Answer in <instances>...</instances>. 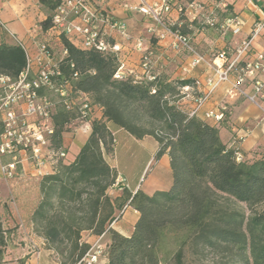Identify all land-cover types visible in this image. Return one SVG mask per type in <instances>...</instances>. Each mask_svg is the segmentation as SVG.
Masks as SVG:
<instances>
[{
	"label": "trees",
	"instance_id": "obj_1",
	"mask_svg": "<svg viewBox=\"0 0 264 264\" xmlns=\"http://www.w3.org/2000/svg\"><path fill=\"white\" fill-rule=\"evenodd\" d=\"M60 2L39 0L46 11L39 22L43 29L50 27ZM62 42L64 74L77 72L74 88L85 92L102 115L90 119L89 135L73 159L55 158L53 171L39 180L30 220L59 264H77L85 254L90 244L82 241L83 231L98 236L105 230L110 234L107 264H264V154L247 159L221 140L220 126L200 114L188 115L178 104L179 88L193 80L157 74L118 79L114 53L81 49L64 36ZM25 62L19 45L0 43V74L15 79ZM76 116L61 107L54 113V152L63 149L67 155L62 135L78 123ZM112 127L158 142L156 158L169 157L168 189L147 194L124 187L119 197L108 194L118 174L107 160L115 147ZM129 207L138 218L132 234L124 236L109 226ZM7 238L0 219V264Z\"/></svg>",
	"mask_w": 264,
	"mask_h": 264
},
{
	"label": "built area",
	"instance_id": "obj_2",
	"mask_svg": "<svg viewBox=\"0 0 264 264\" xmlns=\"http://www.w3.org/2000/svg\"><path fill=\"white\" fill-rule=\"evenodd\" d=\"M205 1L189 0L183 4L180 0H137L135 4L123 5L149 16L153 24L148 30L158 39L170 37L172 50L187 52L192 56L188 65L183 67L184 71L205 64L206 73L202 80L194 78L193 83L179 88L178 104L189 116L202 112L206 120L218 127L228 122L229 99L243 98L255 105L264 102V46L258 50L253 45V40L264 34V10L261 8V17L253 22L249 35L236 47L204 54L198 51L188 34L181 32L179 26L173 28L175 24L169 15L175 10L180 15H192L194 20L213 25L217 19L204 13ZM261 1L247 0L255 6ZM243 24L239 15L227 16L219 22V30L222 34H238ZM111 30L127 35L125 23L107 8L91 0H61L52 12L50 27L43 29L40 23H36L28 31L26 39H17L11 34L16 44L24 50L26 62L15 79L0 74V171L5 178L16 175L21 153L29 156L41 175L44 174L39 168L46 162L67 156L63 149L54 152L50 148V137L54 132L53 115L59 107L74 111L76 121L84 132L90 128V119L95 117L97 105L91 104L87 94L73 86L77 72L69 77L61 67L67 56L62 36L81 49L114 53L119 62L114 77L122 79L129 75L120 57V44L108 39ZM142 43L139 39L136 45L142 51L140 67L144 73L133 78L154 79L155 73L151 71L152 52L144 51ZM222 84H227L225 100L219 102L216 108L205 110L206 103ZM112 187H127L120 173ZM125 210L122 209L115 220ZM106 231L96 236L77 264H98L106 254V243L102 240Z\"/></svg>",
	"mask_w": 264,
	"mask_h": 264
},
{
	"label": "crops",
	"instance_id": "obj_3",
	"mask_svg": "<svg viewBox=\"0 0 264 264\" xmlns=\"http://www.w3.org/2000/svg\"><path fill=\"white\" fill-rule=\"evenodd\" d=\"M91 1L96 5L107 8L116 18L125 23L126 32L128 35L127 37L120 35L119 32L115 30H111L109 32L108 39L111 42H117L120 44V57L125 63V66L129 72V76H143L144 73L139 66V59L141 57L142 51L138 49L136 45L137 40L141 39L143 42V50H150L152 52L151 60L153 64V73L168 80L178 78H188L191 80L194 78H198L200 80L203 79L206 73V66L204 63L184 71L183 67L188 65L192 56L186 53V55H182L184 52H176L172 50L169 46L171 42L170 37L167 36L164 39H158L154 33L148 30V28H150V26L153 24V20L149 16L139 12L138 10L128 9L123 5L124 3H128L130 5L135 4L137 3V0ZM180 1L183 4L186 2L185 0ZM218 5L224 6L225 3L214 4L213 0H206V13L214 12L215 7H218ZM256 5L257 6H255V4L253 5L248 3L247 0H240L234 4V15H239L243 19L244 24L240 33L238 34H232L231 32H229V34H222L219 29L218 32H215L216 36L219 35V37L216 39V42H219V46L221 47L220 49L236 47L243 38L249 35L253 22L261 17V11L262 9L264 10V0L257 2ZM169 16L171 17L173 23L180 28H183V26L193 28L196 24V21L198 22L197 19H193L192 15L187 14L184 21V19L180 17L181 15L175 10H173ZM45 18L46 11L40 5L39 0H0V43L13 44L14 42L11 34H14L21 39L26 38L30 28L36 23L43 21ZM216 19L218 18L216 17ZM222 20L223 18H221L220 21ZM213 35L214 33L210 30L205 34L204 32H200L194 39L191 38V40H193L192 42L194 43H198L199 39H204L207 41V45L204 50L198 51L208 54L212 51L214 46V40H212L213 37L211 39V36ZM227 35H230V37L228 38ZM253 45L254 48L258 50L264 46L263 33L253 40ZM194 46L199 49L195 44ZM226 88L227 84H222L220 87H218L210 97L209 101L206 103L204 109H214L219 102L225 100L224 91ZM228 103L230 109L228 122L222 123L218 128L221 140L228 146L232 145L233 147H237L240 153L247 158L251 157V155L254 153L253 151L255 150H264V102H262L260 105H255L243 98H235L229 99ZM94 112L95 117H101L102 109L99 106H96ZM200 115L203 116L201 113ZM206 121L212 124L210 120ZM112 128L114 137H116L117 133H123L124 135L131 136L133 143L143 142L147 138H152L155 141V144H153L155 147L153 146L152 148L157 152L159 145L152 136L145 135L141 138H136L123 129H116L114 127ZM89 131L90 128L86 130V132L82 131V129L79 127V123H76L63 133L62 146L67 150L68 158L73 159L87 139ZM84 135H87V137L82 142H80L78 137H82ZM77 142L78 148L74 149L73 153L69 155L68 150L70 149L71 145L77 144ZM112 156L114 157V153L107 156L108 163L125 178L127 189L132 193L138 189L144 191L142 186H139L138 182H135L134 185L128 183L126 176L122 173L119 167L114 162H110V158ZM161 156L160 157L164 159V165L166 164V157L168 158L169 165V157L167 153H164ZM152 157L153 155H148V158L143 164L142 170L138 175L139 179L148 167ZM20 159L21 162L17 165V173L13 178H5L0 171V200L3 199L7 204L10 205V211L5 217L6 223L18 224L19 231L21 233L24 231L29 239V242L34 243L37 248L36 251L31 250L33 253H31L27 258L25 264H59L57 255L52 249L46 246L45 239L34 232L33 224L30 220L31 213L39 199L38 184L42 175L40 176L36 173L34 166L31 162H29L30 160L28 155L21 153ZM154 159H157L156 156H154ZM44 169L45 174L51 173L53 171V162L48 161ZM169 170L170 179H168V182L167 179L165 180L164 178V182L168 185L155 187L150 191L144 192L147 194H152L156 190L168 189L172 182L170 165ZM108 194L112 198L119 197L122 194V189L110 187L108 189ZM137 218V211L129 207L117 220L112 222L109 227L124 236H130L133 232L134 224ZM22 228L23 230H21ZM95 239L96 235L92 234L90 231L82 232V241L91 244ZM102 240L106 244L109 242V231H106ZM107 263L108 259L106 255L103 256L98 262V264Z\"/></svg>",
	"mask_w": 264,
	"mask_h": 264
},
{
	"label": "rangeland",
	"instance_id": "obj_4",
	"mask_svg": "<svg viewBox=\"0 0 264 264\" xmlns=\"http://www.w3.org/2000/svg\"><path fill=\"white\" fill-rule=\"evenodd\" d=\"M185 1H189V0H185ZM238 1L240 0H213L214 4L225 3L224 6L218 5V7H215L214 12L208 13L211 14L212 16L217 17L218 18L217 22L213 25H208L204 22H201L202 20L201 21L198 20V22L196 21V24L194 25L193 28L185 26L184 33L188 34L191 38L194 39L196 35L200 32H204L205 34L209 30L212 31L214 35L211 36V39L213 37L212 40H214L213 42L214 46L211 52H216L218 49L221 48L219 46V42H216V39L217 37H219V35L216 36L215 33L218 32L219 22L221 18L234 15L233 7L234 4L237 3ZM204 13H206V8L204 10ZM180 17L183 18L185 21L186 19L185 13L184 14L181 13ZM123 36L127 37L128 35H123ZM227 36L228 38L230 37V35ZM26 38H22V39H26ZM17 39L20 38L17 37ZM13 42L14 44H16V41L14 39ZM194 44L199 48L198 50L202 51L206 47L207 41H205L204 39L201 40L199 39V42L198 43L196 42ZM185 53L188 54L187 52H184L182 53V55H186ZM140 61H141V57L139 59V66H140ZM152 70H153V64L151 71ZM86 137L87 135H84L82 137H78V139L80 140V142H82ZM115 138L116 140H115L114 157L112 156L113 158L112 157L110 158V162L111 161L114 162L119 167L122 173L126 176L128 183L134 185L135 182H138L139 186H142V189L144 191H150L155 187L168 185L164 182V178L165 180L167 179V182L168 179H170L168 158L166 157L165 165L163 163L164 159L161 158L162 156L157 159H154L156 151L155 149L152 148L154 146L153 144H155V141L152 138H147L143 142H139V143H135V142L133 143L132 141L133 139H131V136L124 135L123 133H117ZM77 148H78V142L77 144L71 145L70 149L68 150V154L69 155L72 154L74 149ZM253 152L254 153L251 155V157L247 159H254V157L257 154H264V150H255ZM149 154H151V156L153 155V157L150 160V163L148 164V167L146 168L145 172L142 174L141 178L139 179L138 175L142 170L143 164L146 162ZM29 162H31L32 165L34 166L32 160H30ZM45 165L44 166L42 165V167L39 168L42 174H45V169H44ZM34 169L36 170V173L41 176V174H39L40 172H38V168L34 166ZM117 173L119 172L117 171ZM9 206L10 205L7 204L5 200L3 199L0 200V219L2 221L3 227L8 230V238L6 242L7 245L5 247V251L3 255V261H4L3 264H25L27 258L30 256L31 253H33L31 250L36 251L37 248L34 245V243L29 242V239L24 231L22 233L19 231L18 224L6 223L5 217L10 211ZM21 230H23V228Z\"/></svg>",
	"mask_w": 264,
	"mask_h": 264
}]
</instances>
